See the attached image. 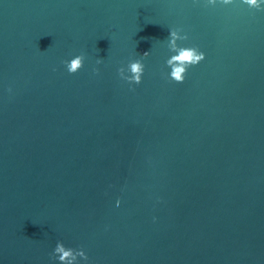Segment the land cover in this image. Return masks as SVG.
Returning <instances> with one entry per match:
<instances>
[{"label":"water","instance_id":"obj_1","mask_svg":"<svg viewBox=\"0 0 264 264\" xmlns=\"http://www.w3.org/2000/svg\"><path fill=\"white\" fill-rule=\"evenodd\" d=\"M205 2L0 0V264H264V11Z\"/></svg>","mask_w":264,"mask_h":264},{"label":"clouds","instance_id":"obj_2","mask_svg":"<svg viewBox=\"0 0 264 264\" xmlns=\"http://www.w3.org/2000/svg\"><path fill=\"white\" fill-rule=\"evenodd\" d=\"M195 3H199L200 0H194ZM236 0H206L205 7L215 6L217 3L221 5H232ZM242 3L247 5L249 8L264 11V0H242ZM170 34L167 41L168 49L174 53L167 59L166 65L171 69L168 78L170 81H174L177 84L185 82L189 69L193 66L199 65L206 59V54L201 51L198 47L182 46L180 41H187L189 36L183 33L182 28H171ZM151 55V52H144L140 55V58L130 61L127 67H120L118 74L120 78L127 81L130 85H139L143 83V77L145 74L146 65L144 60ZM85 55H76L70 61H63L67 71L70 74H76L79 72L85 64ZM103 59H98L97 63H102ZM99 68L94 69L96 74H99ZM12 91L11 88L8 89ZM120 201H117L119 206ZM53 261H59V264H80L82 259L85 264L90 260L86 251L81 247L80 249L67 247L63 241H59L51 254Z\"/></svg>","mask_w":264,"mask_h":264}]
</instances>
